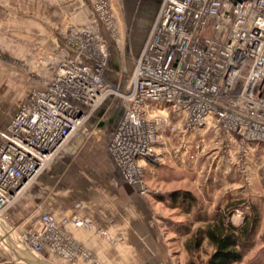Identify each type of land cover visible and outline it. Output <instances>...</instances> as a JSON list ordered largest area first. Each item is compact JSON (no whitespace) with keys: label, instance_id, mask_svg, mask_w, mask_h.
Listing matches in <instances>:
<instances>
[{"label":"built area","instance_id":"1","mask_svg":"<svg viewBox=\"0 0 264 264\" xmlns=\"http://www.w3.org/2000/svg\"><path fill=\"white\" fill-rule=\"evenodd\" d=\"M67 45L76 57L61 61L47 88L30 92L0 131V222L111 97H118L121 115L108 156L117 176L142 197L150 194L143 164L162 165L165 132L179 131L175 159L186 149L185 136L209 124L223 151L236 144L245 155L247 146L264 145V0H161L122 91L105 79L109 51L98 36L74 32ZM203 150L190 152L189 160ZM41 222L18 243L36 256L49 247L71 262L76 251L55 219L43 214ZM70 223L93 226L78 215Z\"/></svg>","mask_w":264,"mask_h":264},{"label":"crops","instance_id":"2","mask_svg":"<svg viewBox=\"0 0 264 264\" xmlns=\"http://www.w3.org/2000/svg\"><path fill=\"white\" fill-rule=\"evenodd\" d=\"M100 1L10 0L6 6L15 12H8V16L4 15V19L12 21L10 27L2 24L1 9L5 8L0 4V49L1 33H6L10 38L13 36L16 40L17 37L13 32L19 31L20 40L16 41H20L21 45L18 46L16 41L12 42L6 53L17 61L22 59L25 62V70L4 69L0 60V131H4L8 124L6 101L12 104L15 102L13 111L8 110L9 114L12 112L9 116L11 119L20 106L26 103L29 97L26 92L30 86L33 88L35 86L34 80L29 77V73L34 71L35 35L43 40L46 57L53 56L62 46V39L56 35L55 30L67 28L72 24L80 27L93 26L97 22L91 11ZM159 1L161 2V0H123L128 10L125 17L127 22L133 24L147 22L145 39L160 4ZM35 3L41 4L42 8L38 9L45 10L37 13L39 21H35L32 11ZM60 59L61 56L49 58L45 60V69L41 67L37 70L40 75H45V83H43L45 86L38 89L47 88ZM106 103L103 106L104 110L101 109L94 118L84 124L27 192L20 197L6 214L3 223L6 224L9 233L17 239L20 234L39 231L42 227L43 214L52 216L67 245L76 251L71 262L61 258L49 247L37 255L53 264H187L189 257L182 247L185 239L176 233L179 224L170 226L166 220L170 211L166 204L167 200L171 199H158L154 195L139 196L117 176L108 156L107 146L110 134L120 118L121 107L117 103H109L105 109ZM117 111L118 117L114 119ZM174 118L179 126H182L183 117L176 115ZM197 131L194 130L185 136L186 149L183 150L180 158L176 159L177 162L169 159L172 164L164 168L143 164L144 171L148 183L158 184H165V180L169 182L170 179L164 176L165 172L178 171L177 173L183 175L182 182L190 185L192 195L203 205L209 206L207 211L212 213L223 210L227 204L243 195L241 191L243 177L237 170L240 152L236 144L227 151H222L217 146V148L212 147L213 150L205 154L198 155L195 160H189L188 154L195 153V148L192 149L191 146V140L194 138L191 136ZM200 132L203 136H211V140L219 138V131L210 124ZM168 134L172 133H163L158 146V152L165 160L168 159L166 155L168 148L165 142L167 140L164 138H168ZM173 136L174 133L170 138ZM245 162L247 171L250 172L249 175L247 174L250 184L264 167V145L247 146ZM171 182L177 183V181ZM164 195L167 197V194ZM171 206L177 209L172 202ZM74 215L91 219L93 226L75 228L70 223V218ZM185 215L190 216V212ZM232 222L236 224L239 221L233 216ZM100 232H105L106 237L101 236ZM263 235L264 221L257 240L259 244L264 245ZM177 243H180L179 251L174 250ZM0 264L16 263L0 254Z\"/></svg>","mask_w":264,"mask_h":264},{"label":"rangeland","instance_id":"3","mask_svg":"<svg viewBox=\"0 0 264 264\" xmlns=\"http://www.w3.org/2000/svg\"><path fill=\"white\" fill-rule=\"evenodd\" d=\"M10 2V0H0V4H2V7H4L5 9H1L2 13H3V21L2 24L3 25H7L8 27H10V24H12L11 20H6L4 19V15L8 16V12H15V10L11 9V8H7L6 3ZM160 2V1H159ZM103 3L107 4L106 9H102L101 6L103 5ZM38 8H42L41 4H37L35 3V8L32 10L34 12V19L35 21H39V15L37 13H42L45 10L42 9H38ZM132 10V9H131ZM21 11V10H19ZM127 8L124 6L123 0H101L100 2L97 3V5L95 6L94 10L91 11L93 18L96 20L97 23H95L93 26H77L75 24H72V26H68L67 28L64 27L62 28H58V30H55L56 35H58L59 37H61L62 39V46L58 49V51L56 52V54H54L53 56L51 55H47L48 57H46L45 55V50H43V44H42V39L41 37L38 38L36 35L33 39V48H34V71L32 73H29V77L31 80H34L35 82V86L34 88L30 86V88L28 89V91L26 93L30 94V92H32L33 90H41L38 88H42L45 86V84L43 85V83H45V75L40 73H37V70H40L41 67L44 68L45 67V60L49 59V58H54V57H60L61 59L59 60V63L65 59H70V58H75L76 55L73 51V49L67 45V41L68 39L71 37V34L75 32H82V31H87L88 33L94 34L95 36H98L99 39L102 41V43H104L107 47H108V51H109V61H108V66H107V72L106 73V81L107 83L112 86L115 87L119 90H125L126 86L128 85V82L130 80V76L132 74L133 68H134V64L136 61V58L139 54V51L144 43V39L147 33V22H142L140 24L138 23H129L126 20V13H127ZM132 14L134 13L133 11L131 12ZM147 29V30H146ZM35 32H37V29H34ZM8 33V32H7ZM13 34L17 37L16 40H20V32L17 31L13 32ZM38 38V39H37ZM16 40L13 39V36L10 38L9 36H7L6 33H1V49H0V60L3 63V68L4 69H9V68H16L17 70H25V62L21 59V61H17L16 59H14V57L7 55V49L9 47V45L12 42H15ZM21 42L20 41H16V44L18 46H20ZM21 48V47H19ZM55 69V71L53 72V76L55 74V72L58 69V65ZM45 69V68H44ZM52 76V77H53ZM52 79V78H51ZM33 88V89H31ZM30 90V91H29ZM109 101L106 103V107L109 105V103H114L117 105H119V99L118 97H111L108 99ZM5 103H3L4 105ZM6 111H7V122L10 121V117L12 115V112L9 114L10 110L13 111L14 107H15V102L9 103V101H6ZM101 109L104 110V108L102 107ZM100 109V110H101ZM9 110V112H8ZM99 110V111H100ZM102 110V111H103ZM98 111V112H99ZM120 112V109H119ZM97 114V113H96ZM96 115L93 116V118ZM118 117V111L115 113V116L113 117L114 119H116ZM108 118V117H107ZM91 120V119H90ZM103 124V122H101ZM202 130V128L198 129V131L192 135L191 137H193L194 139H192V149H194L195 153H199L200 149L203 147L205 149V151H203V153H207L209 150H213L212 147L217 148V146L220 149V146L218 144V142L220 141V138H217L216 140H211V136H203L201 135L202 132H200ZM79 132V131H78ZM170 135H173L170 134ZM170 135L168 134L167 137L168 138H164L167 141L166 142V147L168 148V152H166L168 159L165 160V158H163V156L158 152V154H160L162 156V162L160 166H162L163 168L166 165H171L172 163H170L168 160L171 159L173 162H177L175 159V151L178 150L179 148V144L180 141L178 140L180 138V134L179 131H177L176 133H174L175 136H173V138H170ZM191 144V143H190ZM218 144V145H217ZM202 145V146H201ZM166 148V149H167ZM208 148V149H207ZM222 150V149H220ZM223 151V150H222ZM202 153V154H203ZM173 166V165H172ZM159 167V166H158ZM237 170L239 172V174L243 177V187H242V193L243 195L241 197H237L238 199L242 200L243 205L241 206L240 209H236L235 211H233L232 213V217H231V222H232V218L233 216H235L236 219H238V221L240 222V220H242L243 216L248 214L250 212V204L252 203H259L262 206V221L260 224V229H259V233L260 230L263 226V221H264V198L263 197H259L258 194H260V196H264V167L262 169H260L259 174H256V178L253 179L252 182L254 183H250L248 181L247 177L249 175V171H247L246 168V162H245V155L242 153H239V158L237 161ZM178 172V171H177ZM176 171L174 172H165L164 176H166L169 182H167L165 180V184H158V183H148L147 182V177L146 174L144 175V180H145V184L146 186L149 188L150 190V195H154L156 196L158 199H163L165 200L166 198L171 199L169 196L174 193V192H188L190 194L191 193V187L189 184L182 182V178L180 173H177ZM248 174V175H247ZM170 181H177V183L172 184V182L170 183ZM170 183V184H169ZM167 194V197H164ZM144 197V196H143ZM171 202L176 206L177 209H174L173 206H171ZM180 202V201H179ZM198 205L204 207L206 210L209 209V206L207 205H203V203L201 201L198 200ZM166 207L168 209H170L169 211V215L167 217V224L168 225H175V224H184V223H189L192 221L193 217H194V213L196 211V208L192 210V214L190 212V216H186V213H189V211H185L184 209L187 208L186 204H182V206L180 207L178 205V203H174L171 200H167V204ZM183 207V208H182ZM225 208V207H224ZM223 208V209H224ZM236 211H241L242 216L240 218H237L236 215ZM175 222H179V223H175ZM1 225H3L5 228L4 232L8 233V229L5 223L1 222ZM259 233L257 235L256 238V245L254 247V249L252 251H249L246 256L245 259L243 260V262L241 264H264V245L261 243L259 244L258 237H259ZM9 235H11V237L13 239L16 240L15 237L12 236V234L8 233ZM264 236V235H263ZM184 242L185 240H183V248H184ZM180 243H177L174 247V250L179 251L180 247H179ZM185 251V249H183ZM0 254L8 259L11 262H14L16 264H24L20 261H18L15 256L13 255V253L7 248L5 247L1 242H0ZM40 258V256H37ZM42 259V258H41ZM44 260V259H42ZM205 260V256H202L200 254L199 256V261L200 264H203ZM46 262H48L47 260H44ZM51 263V262H49ZM53 264V263H51Z\"/></svg>","mask_w":264,"mask_h":264},{"label":"trees","instance_id":"4","mask_svg":"<svg viewBox=\"0 0 264 264\" xmlns=\"http://www.w3.org/2000/svg\"><path fill=\"white\" fill-rule=\"evenodd\" d=\"M170 198L180 207L186 204L189 212L196 208L191 222L176 227V233L185 239L187 264H200V254L205 256L203 264H241L254 249L262 221L259 203L250 204V212L235 224L231 217L243 205L240 199H234L223 210L209 213L188 192H174Z\"/></svg>","mask_w":264,"mask_h":264},{"label":"water","instance_id":"5","mask_svg":"<svg viewBox=\"0 0 264 264\" xmlns=\"http://www.w3.org/2000/svg\"><path fill=\"white\" fill-rule=\"evenodd\" d=\"M8 233L4 232L0 236V242L13 253L18 261L24 264H51L23 248L18 241L13 239Z\"/></svg>","mask_w":264,"mask_h":264},{"label":"bare ground","instance_id":"6","mask_svg":"<svg viewBox=\"0 0 264 264\" xmlns=\"http://www.w3.org/2000/svg\"><path fill=\"white\" fill-rule=\"evenodd\" d=\"M4 228H3V226L1 225V222H0V236L4 233Z\"/></svg>","mask_w":264,"mask_h":264}]
</instances>
